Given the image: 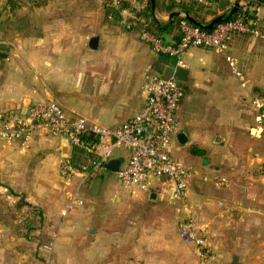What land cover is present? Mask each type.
Instances as JSON below:
<instances>
[{"label":"crops","instance_id":"crops-1","mask_svg":"<svg viewBox=\"0 0 264 264\" xmlns=\"http://www.w3.org/2000/svg\"><path fill=\"white\" fill-rule=\"evenodd\" d=\"M235 1L218 0L212 9L221 15ZM27 4L22 32L14 30L22 36L0 47V111L53 100L70 119L118 128L142 109L148 74L163 76L167 67H181L175 57L151 50L136 28L106 19L102 0ZM187 7L195 6L188 0H155L151 13L166 26L165 41L177 40L179 15L187 14ZM206 10L197 12L199 22L216 17ZM173 12L179 14L170 18ZM260 15L264 31V10ZM232 60L241 76L233 72ZM182 68L183 96L170 151L193 171L189 201L195 219L207 225L212 255L204 261L195 257L191 244L179 236L180 205L170 204L158 185L139 194V235L129 237L122 220L119 230L97 224L84 200L63 218L73 184L58 173L61 139L40 131L27 147L0 144V178L41 209V226L49 237L45 243H53L48 264L52 252L56 264H229L233 255L240 264H264V123H257L251 104L254 95L264 94V38L232 34L223 51L192 47ZM179 131L185 143L178 141ZM128 155L118 148L113 158L123 163ZM215 174L225 176L228 186H218ZM37 180L51 186L34 188ZM16 199L0 187V264H46L42 246L44 254L34 252L33 243L15 229L31 214L15 205Z\"/></svg>","mask_w":264,"mask_h":264},{"label":"built area","instance_id":"built-area-1","mask_svg":"<svg viewBox=\"0 0 264 264\" xmlns=\"http://www.w3.org/2000/svg\"><path fill=\"white\" fill-rule=\"evenodd\" d=\"M201 9H212L218 0H188ZM148 0H102L106 18L118 22L127 29L136 28L141 40L151 50L173 56L178 66H184V55L192 47L223 51L232 34H243L253 38H264V0H240L236 13L203 29L191 23L185 12H180L177 22L178 38L167 42L147 28L145 9ZM235 75L241 76L236 63L230 61ZM144 105L142 109L121 127L109 129L84 118L77 120L66 116L62 107L53 100L31 102L25 111H0V144L27 147L35 134L44 131L69 143L67 157L62 158L58 167L59 176L70 185L71 195L61 216L64 217L83 199L81 190L87 181L103 170L104 163L114 157L118 148L129 152L115 172L120 184L130 197L138 198L158 185L159 191L173 205H180L182 215L178 219L179 236L193 247L194 255L200 261L209 258L214 245L207 236V225L199 223L192 212L189 201L188 177L190 167L176 159L170 151L177 132L176 111L183 96L178 79L173 76H159L150 73L143 86ZM252 109L258 124L264 123V94L252 98ZM204 179H207L205 177ZM212 180L220 187H227L229 180L215 174ZM220 205H223L220 202ZM56 233L52 234L55 239ZM52 242L42 245L47 252V261Z\"/></svg>","mask_w":264,"mask_h":264},{"label":"rangeland","instance_id":"rangeland-1","mask_svg":"<svg viewBox=\"0 0 264 264\" xmlns=\"http://www.w3.org/2000/svg\"><path fill=\"white\" fill-rule=\"evenodd\" d=\"M6 1L0 0V47H10L11 42L15 38L22 36H15L14 30H20L22 32L25 20V16L22 13L25 11V7L28 6L27 3L32 2V4L38 7L39 2L42 0H23L20 4L9 8H7ZM3 171L6 172V169H3ZM7 182V180L0 178V187H5L8 194L17 197L14 204L18 207L26 206L31 211V214L27 216L25 222H20L16 226L17 233L20 234L19 236L25 237L33 243L32 247L34 248V252L44 254L40 247L49 240V237L47 230L41 226V209L36 205L27 203V201L23 200V196L14 193V190L8 187ZM34 184V188L37 184V189L42 185L51 186V182L45 180L34 181ZM81 196L84 200V205L90 210L92 219L97 224L105 227L114 226L119 230L117 221L122 220L126 223L124 229L127 230L129 237L139 235V197H128L127 190L120 184L115 173L103 171L90 178L84 187L83 194L81 190ZM147 201L150 202L149 200ZM63 218L61 217V221L64 220ZM191 248L193 251V247ZM54 255L55 253L52 252L51 259L53 261L51 264H56ZM43 257L45 259V255Z\"/></svg>","mask_w":264,"mask_h":264},{"label":"water","instance_id":"water-1","mask_svg":"<svg viewBox=\"0 0 264 264\" xmlns=\"http://www.w3.org/2000/svg\"><path fill=\"white\" fill-rule=\"evenodd\" d=\"M239 1L240 0H236L234 2L233 6L231 7V9L228 13L229 16L232 15L236 11V9L238 8V5H239ZM150 3H151L152 10H154L155 0H150ZM178 14H179V12H173L170 14L169 17L172 18L173 16L178 15ZM186 18L191 23H193L197 26H200L204 29H211L214 24L220 22L223 19V15H218V16L214 17L209 23L199 22L188 14H186ZM94 41H95V38H92L91 43H93ZM90 46H92V44ZM185 75H186V69H184L182 67H172V66L167 67L163 73V76H173L179 80L185 79ZM22 111L24 112L25 108ZM176 137L180 143H185L187 140V138L185 137V135L182 131H179L177 133ZM68 151H69V143L67 142L66 139H62L61 140V156H62V158L67 157ZM120 164H121V160L119 158H112L108 162L104 163L103 167H104V169L115 173L118 171ZM150 197L155 198L156 193L152 192L150 194ZM229 264H240L238 261V256L233 255Z\"/></svg>","mask_w":264,"mask_h":264},{"label":"trees","instance_id":"trees-1","mask_svg":"<svg viewBox=\"0 0 264 264\" xmlns=\"http://www.w3.org/2000/svg\"><path fill=\"white\" fill-rule=\"evenodd\" d=\"M23 0H7L6 1V4H7V8L9 7H14L18 4H20ZM44 0L40 1L39 4H41ZM262 1V0H261ZM191 4V3H190ZM192 5V4H191ZM201 8H197V7H194V8H190V7H187L185 10L187 12V14L189 13L194 19L198 20V21H201V17L198 15V11L200 10ZM231 7H228L227 9H224L222 14L223 15V19H227V18H230L232 17L237 11H235L232 15H228L229 11H230ZM208 13H211L213 14L214 16H217V13L214 9H208L207 11ZM105 14V18H106V11L104 12ZM145 16L148 18V23H147V28L148 30H150L152 33L162 37V35L166 32V26L165 25H162L160 23H158L153 17H152V13H151V3H150V0H148V3H147V7L145 9ZM176 18V17H175ZM107 19V18H106ZM119 19V16L115 14V17L113 20H116L118 21ZM202 28V27H201ZM204 29V28H203ZM163 38V37H162ZM21 222H25V219L23 220L21 218Z\"/></svg>","mask_w":264,"mask_h":264}]
</instances>
